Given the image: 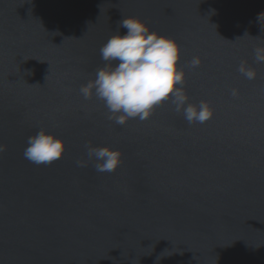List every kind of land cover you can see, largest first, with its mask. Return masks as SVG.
<instances>
[{
  "label": "water",
  "instance_id": "95a60500",
  "mask_svg": "<svg viewBox=\"0 0 264 264\" xmlns=\"http://www.w3.org/2000/svg\"><path fill=\"white\" fill-rule=\"evenodd\" d=\"M128 17L178 43L188 102H208L209 120L165 101L120 125L81 95ZM257 48L264 0H0V264H264ZM41 129L65 143L50 165L24 158ZM103 146L122 153L114 172L88 157Z\"/></svg>",
  "mask_w": 264,
  "mask_h": 264
},
{
  "label": "clouds",
  "instance_id": "9594fccd",
  "mask_svg": "<svg viewBox=\"0 0 264 264\" xmlns=\"http://www.w3.org/2000/svg\"><path fill=\"white\" fill-rule=\"evenodd\" d=\"M120 28L127 31L122 35ZM115 32L100 48L101 59L108 63L97 70L94 80L80 88L85 99L95 95L102 100L110 113L109 119L120 125L131 118L141 121L149 118L154 108L165 101H170L189 124L204 123L212 117L208 102L200 101L198 105L188 102L182 87L185 72L179 67L181 50L174 39L152 31L136 17L123 18ZM255 60L264 63V49H255ZM200 63V58L194 57L191 66ZM237 70L249 80L256 76L245 62ZM236 94L234 89L232 95ZM27 145L24 158L37 165H50L62 158L65 151L64 141L43 129L30 136ZM88 157L95 159V170L100 173L114 172L122 163V153L108 146L89 147ZM78 164L85 166L84 162Z\"/></svg>",
  "mask_w": 264,
  "mask_h": 264
}]
</instances>
